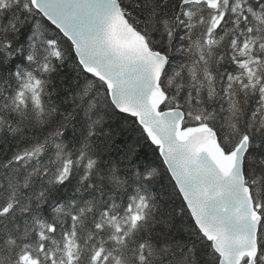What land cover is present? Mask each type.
Masks as SVG:
<instances>
[{
    "label": "snow or ice",
    "instance_id": "obj_1",
    "mask_svg": "<svg viewBox=\"0 0 264 264\" xmlns=\"http://www.w3.org/2000/svg\"><path fill=\"white\" fill-rule=\"evenodd\" d=\"M0 264H264V0H0Z\"/></svg>",
    "mask_w": 264,
    "mask_h": 264
}]
</instances>
